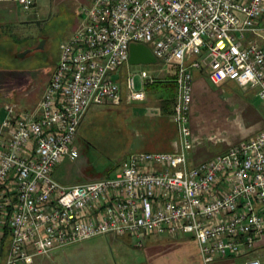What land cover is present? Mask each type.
<instances>
[{
    "label": "built area",
    "instance_id": "built-area-1",
    "mask_svg": "<svg viewBox=\"0 0 264 264\" xmlns=\"http://www.w3.org/2000/svg\"><path fill=\"white\" fill-rule=\"evenodd\" d=\"M18 2L25 11L35 0ZM61 43V56L33 108L4 105L0 120V264L97 236L191 234L205 264L252 250L264 234V129L194 163L190 107L195 71L216 85L235 81L264 103V0H90ZM148 46L174 66L175 152H133L105 177L65 185L54 169L93 105L139 99L127 72L130 45ZM143 86L155 78L141 75ZM246 264H264L254 258Z\"/></svg>",
    "mask_w": 264,
    "mask_h": 264
},
{
    "label": "rangeland",
    "instance_id": "rangeland-1",
    "mask_svg": "<svg viewBox=\"0 0 264 264\" xmlns=\"http://www.w3.org/2000/svg\"><path fill=\"white\" fill-rule=\"evenodd\" d=\"M90 0H47L48 14L43 20L27 23L19 28L17 36L11 29L0 40V67L4 80L16 87L15 96L0 93V110L4 103L25 109L33 108L46 85V75L53 72L61 56V43L69 39L75 27L82 21L81 9ZM41 41L43 47L38 48ZM33 49L25 57L19 53ZM171 67L159 62L128 65L119 75L132 72L137 89H144L147 98H155L157 86H143L141 75L161 79L170 78ZM209 83V82H208ZM35 86L36 93L23 96L26 86ZM19 90V91H18ZM209 93L197 102L198 111L192 119V127L199 134L204 149L217 151L226 143L237 144L264 129V103L255 90H244L234 82L221 86L209 83ZM36 99V100H35ZM35 100V101H34ZM202 103V104H201ZM121 105L93 106L86 115L75 145L77 158H67L60 163L54 177L65 185L82 182L83 170L90 167L96 175L90 179L105 177L103 173L117 170L122 161L135 150L134 134L128 126V116L137 109H144L149 102ZM201 104V105H200ZM199 112V113H198ZM89 179V178H88ZM89 179V180H90ZM98 236L82 243L70 245L52 255H40L33 264H125L133 251L142 250L127 237Z\"/></svg>",
    "mask_w": 264,
    "mask_h": 264
},
{
    "label": "crops",
    "instance_id": "crops-1",
    "mask_svg": "<svg viewBox=\"0 0 264 264\" xmlns=\"http://www.w3.org/2000/svg\"><path fill=\"white\" fill-rule=\"evenodd\" d=\"M47 14V0H35L33 8L30 11H25L18 2L0 1V40L5 34L4 32L9 31L10 29L18 36L19 34H21V31L19 30L21 26L30 22L43 20L47 17ZM170 67V78L161 79L159 81L160 83L156 85L158 96L149 99L147 98L146 91L142 88L140 89V91H142V95L139 99L134 100L125 95L123 97V100L119 104L121 105L124 101L127 104H135L136 102L137 104H139L138 107H140L144 106L142 104L143 102L147 101L150 103L145 107V110L137 109L130 113L127 119L128 126L131 129L132 134H134V146L137 152H175L179 149L178 127L176 122L172 118L173 104L176 96V84L174 81L176 68L174 66ZM1 69L2 68L0 67V93L3 94L4 92H6L7 94L15 96L16 87H14L9 81L4 80V77L2 76L4 75L2 74L4 72ZM52 73L46 75V83H48ZM116 78L123 82L125 79V75H116ZM208 82L212 83L203 72L195 71L193 80V98L190 107V125L192 128L193 147L190 150L189 154L191 161L194 163L208 160L216 156L217 154L226 151L230 146L235 145L233 144V142H229L217 151L204 149L201 146V136L199 134H196L197 131H195L192 127L191 121L194 117V114H196L198 111L197 102L201 101L202 97L204 95H207V93H209L210 91ZM229 82L236 83L235 81H226L220 85H216L213 83L212 84L214 86H221ZM36 91L37 88L30 85L26 86L25 89L20 92H23V96L31 97L36 93ZM41 97L39 98V100L41 99ZM17 101L18 100L16 99V101L14 102L17 109H23L19 106V102ZM5 104L6 103H4L3 105ZM5 115V109L2 108L0 110V120H2ZM78 133L73 143V146L77 151V156L75 158L79 156V151L75 145ZM67 158H65L64 161ZM111 171L108 170L107 172L103 173L105 174L104 176L110 174ZM96 175L101 174H96L90 167H86L83 170V177L85 178L83 181H87L92 176ZM127 238L133 241L132 238ZM63 249L54 250L50 255ZM254 258L264 260V234L259 237L255 247L252 250L243 252L239 255H231L225 258L218 257L209 264H246L247 261ZM125 264H205V262L203 260L200 245L193 235L181 233L178 236L173 237L168 234L151 233L146 236L145 244L142 247V250L133 251L131 258L129 259V261L125 262Z\"/></svg>",
    "mask_w": 264,
    "mask_h": 264
},
{
    "label": "water",
    "instance_id": "water-1",
    "mask_svg": "<svg viewBox=\"0 0 264 264\" xmlns=\"http://www.w3.org/2000/svg\"><path fill=\"white\" fill-rule=\"evenodd\" d=\"M43 41H41L38 48L43 47ZM33 49H26L23 52L19 53V57H25ZM157 59L155 55L152 53L151 49L142 43H132L130 45V57L129 63L132 65L137 64H149V63H156Z\"/></svg>",
    "mask_w": 264,
    "mask_h": 264
},
{
    "label": "trees",
    "instance_id": "trees-1",
    "mask_svg": "<svg viewBox=\"0 0 264 264\" xmlns=\"http://www.w3.org/2000/svg\"><path fill=\"white\" fill-rule=\"evenodd\" d=\"M0 73H1V72H0ZM159 83H160V82H157V83L155 82L154 84L157 85V84H159ZM154 84H151V85H154Z\"/></svg>",
    "mask_w": 264,
    "mask_h": 264
}]
</instances>
